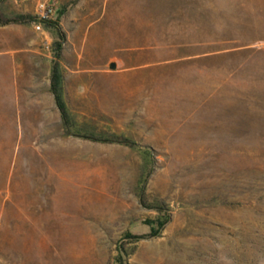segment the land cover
Here are the masks:
<instances>
[{
  "label": "rangeland",
  "instance_id": "1",
  "mask_svg": "<svg viewBox=\"0 0 264 264\" xmlns=\"http://www.w3.org/2000/svg\"><path fill=\"white\" fill-rule=\"evenodd\" d=\"M62 8L70 130L55 37L0 26V264H264V0H0Z\"/></svg>",
  "mask_w": 264,
  "mask_h": 264
},
{
  "label": "trees",
  "instance_id": "2",
  "mask_svg": "<svg viewBox=\"0 0 264 264\" xmlns=\"http://www.w3.org/2000/svg\"><path fill=\"white\" fill-rule=\"evenodd\" d=\"M66 9L62 8L59 11L55 12V17H51L52 13H49L47 17H33L31 15L24 14H15V15H5L0 11V26H7L11 24H29L30 22H40L45 30L50 32L54 37L55 41L53 43L55 60L52 63L51 67V75L50 81L51 86L50 90L55 98L56 105L61 115L62 124L67 130L72 129L73 125L71 122V116L68 111V105L64 97V75L60 66V58L63 50V42L66 39L65 33L62 31L60 22L65 14ZM87 135H83L84 138L94 141V142H102V143H116L122 144L125 146L134 147L135 142L131 139L126 138L124 136L111 135V136H100L96 135L92 132L86 133ZM169 220H158L159 229L163 230L168 224ZM157 234L151 235L152 238L156 237ZM135 238V237H131ZM121 256L125 253L124 251H120Z\"/></svg>",
  "mask_w": 264,
  "mask_h": 264
},
{
  "label": "built area",
  "instance_id": "3",
  "mask_svg": "<svg viewBox=\"0 0 264 264\" xmlns=\"http://www.w3.org/2000/svg\"><path fill=\"white\" fill-rule=\"evenodd\" d=\"M47 16H49V14H47V15H42V16H40V17H47ZM35 27H36L38 30H43V29H44L43 26H42V24H41L40 22H36Z\"/></svg>",
  "mask_w": 264,
  "mask_h": 264
},
{
  "label": "water",
  "instance_id": "4",
  "mask_svg": "<svg viewBox=\"0 0 264 264\" xmlns=\"http://www.w3.org/2000/svg\"><path fill=\"white\" fill-rule=\"evenodd\" d=\"M112 67H115V65L113 64Z\"/></svg>",
  "mask_w": 264,
  "mask_h": 264
}]
</instances>
